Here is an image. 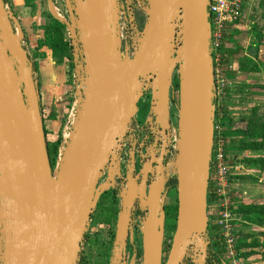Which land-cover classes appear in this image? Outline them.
I'll return each mask as SVG.
<instances>
[{"label":"water","instance_id":"water-1","mask_svg":"<svg viewBox=\"0 0 264 264\" xmlns=\"http://www.w3.org/2000/svg\"><path fill=\"white\" fill-rule=\"evenodd\" d=\"M138 49L120 57L119 0H65L71 37L81 45L79 114L54 170L40 96L17 17L0 0V264H77L91 217L113 187L118 155L150 93L148 120L170 142V98L179 78L178 210L165 264H205L211 162L215 138L210 0H147ZM167 139L169 141H167ZM168 144V145H167ZM108 178L100 183L104 171ZM152 162L128 168L116 243L125 245L136 199L144 218V264H164L162 192L166 174L149 186ZM140 180V183H138Z\"/></svg>","mask_w":264,"mask_h":264},{"label":"built area","instance_id":"built-area-1","mask_svg":"<svg viewBox=\"0 0 264 264\" xmlns=\"http://www.w3.org/2000/svg\"><path fill=\"white\" fill-rule=\"evenodd\" d=\"M37 3H46L50 14L67 28V36L71 47L72 67L70 72L69 84H71L70 99H74L72 108L67 115V121L64 127V134L60 143L57 163L61 160L66 149L68 139L75 127V123L79 114V98L82 97L80 91L83 77V61L80 43L71 37V19L66 8L65 0H35ZM248 0H210L208 11L210 14L209 22L211 25L210 47L212 51L213 62L217 64L214 67V105H215V138L213 144L210 185L211 193L217 198V201L210 206L216 207L218 211L213 218H210V206L208 210L209 231L213 226L217 228L216 235L224 241V259L222 264H243L238 249V234L235 232L237 222L240 221L237 213L233 211L234 191H232L231 176L240 170L241 166L231 162L229 152L226 151V141L223 138L221 120L227 115L228 105L224 103L227 99L228 90L232 82L227 72L220 66L222 57L219 50L222 46H226L229 35L233 29L241 22L244 16L245 6ZM5 8L8 12H12L11 0H4ZM147 0H119V20L118 32L120 38V57L122 60H129L133 57L138 49L139 40L144 23L147 19ZM15 15V14H14ZM141 24V25H139ZM214 56V57H213ZM215 65V64H214ZM232 67V66H231ZM230 67V68H231ZM221 70H220V69ZM229 69V68H228ZM232 69V68H231ZM231 71V70H230ZM73 94V97H72ZM150 94V93H149ZM151 98V96H150ZM70 101V102H71ZM145 124L153 126V121L148 120L150 111V101L145 103ZM137 116L134 123L136 122ZM177 129L170 130L169 149L167 151L168 158L173 161L176 159L177 153ZM55 166V167H56ZM168 181V177L166 176ZM166 181V182H167ZM127 191V184L124 186V193ZM210 192V186H209ZM166 196L165 186L162 192V199ZM163 203V200H162ZM212 217V216H211ZM213 236L214 233L211 232ZM211 236V237H212Z\"/></svg>","mask_w":264,"mask_h":264},{"label":"rangeland","instance_id":"rangeland-1","mask_svg":"<svg viewBox=\"0 0 264 264\" xmlns=\"http://www.w3.org/2000/svg\"><path fill=\"white\" fill-rule=\"evenodd\" d=\"M33 3H35V0H32ZM35 1V2H34ZM250 1V9L252 8V4L254 1L256 0H248L247 2ZM260 1V0H258ZM41 9L42 14L45 15V18H48V14H50L48 6L45 3H41L38 5ZM263 10H264V0H263V6H262ZM16 16V15H15ZM251 16V15H250ZM19 18V17H17ZM24 48L28 49V46L26 45V43L24 42L23 44ZM26 49V50H27ZM228 62L226 63V69L227 71L230 73L231 71H233L234 66H233V62H232V58L228 57ZM31 61H36L37 66H38V62L37 59H35V57H31ZM232 66V67H231ZM232 69H231V68ZM229 68V69H228ZM53 68H50V70H52ZM220 69V68H219ZM225 67L223 66V70L226 71ZM221 70V69H220ZM231 70V71H230ZM59 72H61V77L65 78V89L66 92L64 94L65 96V102L63 103V105H61V109L58 113H56V108L54 106V100H51V96H48L50 99L48 100H44L43 102V113L44 116L46 117V121H49V117L51 116L50 120H52V117H56V115H58L59 119V123L55 124L54 127L52 128L53 131L47 130L48 131V141H52L54 139H56L58 136L61 137V141L63 138V134H64V127L66 124V119H67V115L70 112L74 99L72 98V101L70 99V94H71V84H69V79H70V72H71V67L69 65H65L61 67V70H59ZM56 73V72H49V81L48 86L51 87L50 85L52 83H55V80H51L52 75ZM238 75V74H237ZM33 76H34V80L36 82V84L38 85V89H41L42 87V79H41V75L39 74V71H33ZM239 77H235V78H230L232 84L229 87L230 89L228 90L227 97L228 95L231 94L230 99H224V103L228 105V110H226V116L227 117H233V118H237V119H242V117H246V118H250L252 111H254V108H258V113L260 114V116L263 117L264 119V110L260 109L259 107V103L261 101V99H259V94H254L251 93V91L247 90V89H243V90H238L237 85H241V81L240 79H238ZM179 78H178V74L177 72H175L174 77H173V86L171 88V98H170V118H171V124H172V128L177 129V124H178V110H179ZM245 90V91H244ZM230 91V92H229ZM254 92H259L258 90H255ZM73 97V94H72ZM151 100L150 98V94L147 93L140 101V113H139V117H142V114L145 113V103L149 102ZM71 101V102H70ZM72 103V105H71ZM58 110V109H57ZM225 116V117H226ZM240 121V120H239ZM242 121V120H241ZM238 125H243V124H238ZM240 138V137H239ZM248 152L247 151H241V152H236L235 150H233V152L229 153V157L231 158V162L233 163H237L238 165L241 166L240 170L237 171L236 173H233V176H231V182H232V191H234V195L233 197H236V200L234 199V205H238V203H240L239 198L238 197V184L239 182L244 181L245 179V175L247 174L246 170H243L244 168L246 169V167L248 166V164H254L256 165L255 161H251L248 156L246 155ZM250 160V161H248ZM264 168V165H262ZM244 167V168H243ZM254 167H259L258 165L254 166ZM165 171H166V176L168 177V181L169 179H171L172 177L175 176V166L173 164V161L170 160V158H168L167 160V164L165 167ZM258 170H256L255 172H257ZM254 172V170H253ZM246 173V174H244ZM236 175H240L241 177H243V179L237 180L236 179ZM257 175V174H256ZM247 178V177H246ZM263 179L264 176L262 175L261 177H258ZM167 181V182H168ZM166 182V185H167ZM165 185V194L167 193L166 197H164L163 199V205H166L167 207H171V206H178V195L177 193V189H169L167 186ZM115 189H111L109 191H107L106 193H104L102 196V198L99 200V209L97 210V212L95 213L94 216V220L90 226V231H89V236L87 238V243L84 245L85 251H84V256L87 257L89 253H90V249H94L97 248L98 246L101 245V247H103V253H99V251H96L97 253L94 255H92L90 253L89 257V264H106V259L108 258L110 253V248H111V242L109 239V232L110 229L112 227V224H114L117 220V215L120 212V199L118 198V191L117 193L114 192ZM242 197V194H241ZM242 204V202H241ZM164 207V206H163ZM218 211V209L216 207H212L210 206V215L212 217L215 216L216 212ZM240 218V214H237ZM243 217V216H242ZM164 234H165V249H164V264L166 262L169 250H170V242L172 240V237L175 233V228H176V223H177V217L175 215V212L171 215L168 216V218L165 217L164 215ZM244 220V217H243ZM247 225H244L245 230H242V232L239 231L241 224L243 223L242 220L240 219V221L237 222V226H236V230L235 232H237L238 234V242L241 241V243H243L242 245V250L241 253H246V252H251L250 257H241L243 264H264V225L258 226L255 225L254 223H251L250 219H247ZM253 227V231L256 232V236L253 238H250L248 236L247 233H249V231L252 229ZM250 229V230H249ZM262 236V237H260ZM107 238V239H106ZM107 241V246H105L106 241ZM109 241V243H108ZM144 241V240H143ZM138 245L140 246V248L142 247V243L141 240H139ZM141 243V244H140ZM248 243H250L248 245ZM101 250V249H100ZM137 256L133 257V261L132 264H144V242H143V248L139 251H137ZM130 257H132L130 255ZM252 257V258H251ZM250 258V259H249ZM101 259L103 260V262L101 263Z\"/></svg>","mask_w":264,"mask_h":264},{"label":"crops","instance_id":"crops-1","mask_svg":"<svg viewBox=\"0 0 264 264\" xmlns=\"http://www.w3.org/2000/svg\"><path fill=\"white\" fill-rule=\"evenodd\" d=\"M261 1L262 0L254 1L251 9L249 7L250 1L247 2L243 19L233 29L234 33L228 40L225 48L232 51L239 49V53L231 55L234 69L230 74L235 75L236 78L239 77L238 79H240V83L248 86L246 89L251 91V93H254L255 95L259 94V99H261V101L258 105L261 110H264V10ZM11 4L13 13L16 17H19L17 19L22 29V43L24 44L25 42L28 46V49H26L29 57H36L35 53L39 41L44 38V30L42 26L48 23V19L42 14L41 9L38 6L40 3H33L32 0H11ZM259 32L263 34L260 44L257 37ZM38 53L44 57L37 59L38 71L42 79V87L41 89H38L40 105L43 111L42 106L44 100L50 99L48 96H51V100H54L56 113H58L62 107L61 105L65 102V78L61 77V72H59L61 67L65 65H57L54 61L52 50L47 47L41 48L38 50ZM248 58L252 60L249 64V68L251 69L244 71L240 69V62L242 59ZM50 68H53L50 70L52 73L56 72L51 77V80H55V83L50 85L51 87H49L47 83L49 81L48 73L50 72ZM255 90H258L259 92H254ZM58 117L59 116L56 115L55 120H50L49 118V121L47 122L46 117L44 116L46 130L53 131L52 128L54 125L59 123V120H57L59 119ZM246 155L251 161H255L256 165L259 167H254L256 166L254 164H248L246 169L243 167V170L247 171V174L244 173L247 178L245 177L244 181L239 182L238 184L237 191L238 197H240V203L238 204H241L242 202L245 206L264 205V178H259L258 180V177H261L262 175L264 176V168L262 166L264 165V150L255 152L248 150ZM256 170L258 171L255 172ZM242 216L244 217V220ZM240 219L243 223L241 224L239 231L242 232V230H245L244 225H247L248 222L244 215H241ZM213 228H215V226ZM253 230L252 227L249 233H247L250 238H254L257 235Z\"/></svg>","mask_w":264,"mask_h":264},{"label":"trees","instance_id":"trees-1","mask_svg":"<svg viewBox=\"0 0 264 264\" xmlns=\"http://www.w3.org/2000/svg\"><path fill=\"white\" fill-rule=\"evenodd\" d=\"M263 3V0L261 1ZM48 23L43 25L42 28L44 30V38L39 41L38 48L36 49L35 53V59L38 58H44L41 54L38 53V50H40L43 47H47L53 52V58L57 65H69L72 67V56H71V47L67 36V28L64 24L59 22L57 19H55L51 14H48ZM234 31L229 35L228 40L232 37ZM258 42L260 44V41L263 38L262 33H258ZM219 53L222 57V62L220 63V66L225 69L227 68L225 65L228 62V57H231V55L235 53H239V49H236L234 51L230 49H226L225 46H222L219 50ZM214 57V56H213ZM252 62L251 59H242L240 62V69L246 71L250 70L249 64ZM214 67L216 68L217 64L214 63ZM30 69L32 71H37L38 66L36 61H31L30 58ZM228 77L234 78L235 75L230 74L226 69ZM248 86L241 84L237 85L238 90L246 89ZM245 91V90H244ZM230 92V91H229ZM229 94V93H228ZM230 95H228L227 100L230 99ZM42 109V108H41ZM43 120L44 114L42 111ZM51 118V116L49 117ZM56 117H52V120H55ZM240 120V121H239ZM242 120V121H241ZM243 125H238V124ZM45 126V125H44ZM221 126L223 129L222 135L225 139L227 145H226V151L229 153L233 152L235 150L236 152L241 151H263L264 150V119L260 114L258 113V108H254V111H252V114L250 118L242 117V119H237L233 117H224L221 120ZM45 134H46V143H47V150L48 155L50 159V164L52 170L55 169L57 158H58V151L61 143V137L58 136L56 139L52 140L51 142L48 141L47 135L48 131L45 128ZM240 137V138H239ZM236 179L240 180L243 179L240 175H236ZM168 187L169 189H176L177 188V179L176 176L172 177L168 181ZM236 200V197H233ZM217 201V198L211 193V185H210V192L208 193V204L209 206ZM177 210L178 206H171L167 208L166 211V218H168L169 215L173 214L175 212V215L177 217ZM233 211L237 214H241L246 216V220L249 218L251 223H254L255 225L261 226L264 225V205H243L238 204L233 206ZM209 215V214H208ZM210 218H213L210 216ZM214 227V226H213ZM217 228H213L212 231H209L208 240L210 242L208 246V252H207V258L205 261V264H222L225 262L224 259V241L223 239L218 235H216ZM211 232L214 233V235H211ZM212 236V237H211ZM250 243H248L249 245ZM241 241L238 242V249L240 251V257H250L251 252L241 253L242 250ZM185 264H194L192 259L189 257Z\"/></svg>","mask_w":264,"mask_h":264},{"label":"flooded vegetation","instance_id":"flooded-vegetation-1","mask_svg":"<svg viewBox=\"0 0 264 264\" xmlns=\"http://www.w3.org/2000/svg\"><path fill=\"white\" fill-rule=\"evenodd\" d=\"M140 110L141 109H140V104H139V112L137 114L136 122L133 124V130L128 135V137L126 138V140L124 141L122 145L121 150L119 151V155H118L119 172L116 173L115 175V183L113 184V187L109 189V190L115 189L114 191L115 193H117L118 191V198L120 199V207H119L120 212L117 215L116 222L112 224V227L109 232L108 240H110L111 242V248H110V253H108L109 256L105 260L106 264H132L133 257L137 256L136 254L137 251L138 250L140 251L143 248L144 218L146 214L148 213V209L144 208L141 205V202L139 201V199H136L131 209L128 236L125 240V245L122 246V244L116 243L117 227H118L120 215L123 210V203H124L123 202L124 198L122 197V194L124 193V186L128 183V173H129L128 168L131 166V160L134 159V164H135V171L133 173L134 177H136L140 173V170L145 165L152 162V169H151L152 172L149 176L150 180L147 183L148 186L153 180H156L160 176L159 169L161 167L164 170V173L166 174L165 167H166L167 160H168L167 151L169 149V145L167 144L168 146L166 148V153L163 154L162 153L163 136L161 135L160 131L155 130V127H151L149 124H145V120H146L145 116L143 118V114H142V117H139ZM167 141L169 140L167 139ZM107 178H108V170L106 169L104 171V176L102 180L100 181V183H103ZM138 183H140V180ZM166 186L168 187V182ZM102 197L103 196H101L100 199ZM99 206L100 205L98 201L96 209L94 210V213L91 217L88 230L84 236V239L81 245L80 258L77 264H89L90 253L95 256V254L97 253L96 251H99V253L104 252L103 247H101L100 245L97 248L90 249V253L89 255H87L88 259L86 256H84L85 254L84 245L87 243L90 226L94 220L95 213L99 209ZM163 206H164L163 212L166 217V211L168 207L166 205H163ZM139 240H141V243H142L141 248L137 243ZM169 244H171V242ZM107 245L108 244L106 241L105 246ZM164 249H165V234H164V245H163V258H164ZM130 255L132 257H130ZM102 262L103 260L101 259V263ZM163 262H164V259H163Z\"/></svg>","mask_w":264,"mask_h":264},{"label":"bare ground","instance_id":"bare-ground-1","mask_svg":"<svg viewBox=\"0 0 264 264\" xmlns=\"http://www.w3.org/2000/svg\"><path fill=\"white\" fill-rule=\"evenodd\" d=\"M172 86H173V81H172Z\"/></svg>","mask_w":264,"mask_h":264}]
</instances>
